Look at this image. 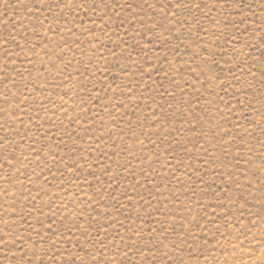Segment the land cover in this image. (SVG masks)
Returning a JSON list of instances; mask_svg holds the SVG:
<instances>
[{"label": "rangeland", "instance_id": "rangeland-1", "mask_svg": "<svg viewBox=\"0 0 264 264\" xmlns=\"http://www.w3.org/2000/svg\"><path fill=\"white\" fill-rule=\"evenodd\" d=\"M48 2L55 9V0ZM197 2L201 9L183 13L186 26L164 21L175 29L171 35L159 23L154 34L137 22L139 34L134 33L133 39L125 37L131 24L118 27L119 16L107 22V36L81 34L76 28L72 35L67 31L72 25L53 21L52 13H45L46 5L40 6L38 0H0V34L29 29L39 53V57L31 51L21 53L9 58L7 65L13 81L7 87L19 98L12 97L8 103L0 100V136L11 141L0 148V162L4 156L11 161L0 169V177H10L0 179V221H7L0 222V230L11 226L34 240L37 230L48 231L42 223L55 220L53 230L71 235L75 245V237L83 241V236L76 228L71 233L66 230L74 221L85 227V221H93L90 231L95 237L96 229L112 223L109 217H113L123 227L108 228L109 246H123L124 241L112 238L116 232L127 238L142 230L135 237L140 251L133 248L127 257L117 252L115 264H178L181 259L184 264H264V86L259 71L264 69V0H241L242 13L234 0H230L233 6H221L219 0ZM241 14L244 24L239 23ZM44 15L49 17L45 27L34 34L30 29ZM80 16L76 23L81 28L99 24L98 16ZM49 21H53L51 30ZM96 35L101 36L103 47L88 44ZM231 36L237 37L240 59L247 61L245 72L251 67L256 73L242 76L238 83L233 75L238 61L230 59L236 55ZM118 42L131 59L116 48ZM45 43L47 48L39 47ZM49 50L56 53L51 59L45 54ZM27 60L35 63H22ZM53 61L59 68L51 66ZM152 65L151 71H142ZM4 67L0 51V69ZM13 69L22 71L23 79ZM85 76L90 77L87 88L80 83ZM206 76L212 80L209 87ZM229 80L235 89L221 91ZM15 82L27 84L28 99L19 96ZM101 85L109 90L103 91ZM0 91H7L2 72ZM234 93L245 102L243 107ZM17 103L28 106L27 115L16 108ZM73 161L83 164V169L69 168ZM61 217H65L63 225ZM161 222L168 234L163 251L169 258L154 247L163 238L157 236ZM99 236L105 238L104 232ZM171 241L178 246L174 253ZM30 243L25 244L27 250ZM3 256L0 251V264H9Z\"/></svg>", "mask_w": 264, "mask_h": 264}, {"label": "snow or ice", "instance_id": "snow-or-ice-1", "mask_svg": "<svg viewBox=\"0 0 264 264\" xmlns=\"http://www.w3.org/2000/svg\"><path fill=\"white\" fill-rule=\"evenodd\" d=\"M7 0H5V3ZM221 6L223 4H229L230 6H233V4L230 2V0H219ZM38 3L40 6L46 5V7H43V11L45 13H52L53 21L58 20H64L66 23H70L72 25L71 28H68L67 31L71 33L72 35H75V33L72 32L73 28H76L78 31H81V34H89L93 35L97 32L103 33L105 36L108 35V29L109 24L108 21H112L113 17L119 16L121 17L120 23L118 27H122L125 23H129L132 25L131 29H125V37L132 36L133 39H135L134 33L139 34V28L137 27V22H139L140 25H143L149 32H153L155 34V29L157 23H159V27L161 29H164V31H167L169 35L172 34V32L175 31V29L168 28L164 21H168L169 23H172L173 21L180 24L181 27H184L187 25V18L183 16L184 12H188L189 14H192V9H201V3L197 2V0H137L136 4L133 3H127V0H125V3H120V0H55V9H59V11H55L52 4L48 2V0H38ZM204 7H207V4L203 5ZM234 6L240 10V12H243V9L241 8V0H234ZM30 10V9H29ZM66 10V11H65ZM83 14V16L87 17H94L98 16L99 24H97L96 27L93 28H81L77 25L76 21L80 20L82 17L80 14ZM150 13V14H149ZM127 16V19H125V15ZM71 16V19H65L67 17ZM48 15H44L42 20H39L38 26H33L30 31L35 33L39 32L40 28L45 27L44 21L48 20ZM49 21V29L51 30L52 22ZM148 21H151L149 24ZM93 24H96V19H93ZM214 23H219V21L213 20ZM5 24L7 21L4 22ZM240 24H244V17L241 14V19L239 21ZM236 23H233V27H236ZM29 29H25V31L17 33L16 35L13 34L11 30L7 32V34H0V51L3 52V57L5 60V67L3 69H0V72L3 73V79H4V85L7 91H0V100H2L4 103H8L10 98L17 97L16 93H12L11 89L8 88L9 83H13L11 80V77L8 75V63L10 62L9 58L11 57H18L21 53H27L28 51H31L34 55L39 57V53L36 51L37 45L32 42V40L29 37ZM57 35H59V31H57ZM17 36L20 37V39H17ZM111 38V37H109ZM159 35H157V39H159ZM177 39H180L179 35L176 37ZM119 40L123 41V43H127V39L124 37H119ZM237 41V37L231 36L230 41L233 43L232 51L236 53L235 57H230V59H235L238 61V63L234 66V79L238 83L241 81L242 76H252L255 77L256 73L253 72L252 68L249 67L247 71L245 72L244 64L247 63L245 60L240 59V53L235 48V42ZM262 43H264V36L261 37ZM23 42V43H22ZM77 45H79L80 40L79 38L75 41ZM99 43L101 47H103L102 38L99 35H96L94 39H89L88 44L94 45ZM151 43V41H150ZM68 44V40L64 41V45ZM64 45H60L61 50H63ZM116 48L120 49V53L125 54L128 59H131V54L127 53L126 49L121 46V43H116ZM248 47H251V45H247ZM39 47L41 48H47V44H41ZM179 48V45H177V49ZM13 49H18L19 51H13ZM96 52L99 51V49H95ZM175 51V49H173ZM207 51V49L205 50ZM46 55H49L50 59L52 56L56 55V53L52 50H49L45 53ZM112 55H117L115 51H112ZM264 55V53H262ZM101 59H104L103 57H100ZM123 58V57H122ZM159 58V57H158ZM64 57L60 56L59 60L63 61ZM167 59V57H165ZM223 59V57H221ZM91 60V58H90ZM35 63V61L27 60L22 61V63ZM213 64L219 65V61L212 60ZM79 63V62H78ZM133 63H137V61H133ZM171 63V61H169ZM53 68H59V65L53 61L52 65ZM70 66L69 64L65 65V71L67 70V67ZM155 65L150 66L147 69H143L142 71H151L152 67ZM87 68L88 66L85 65ZM46 71L49 69L45 68ZM97 71H99V67L96 68ZM126 71V69H124ZM190 71H194L193 69H189ZM13 71H17L18 75L23 79V72L19 71V69H13ZM27 71V69H25ZM240 72L241 75H235V72ZM260 80L262 83V86H264V69H260ZM77 72L79 75H83V73L79 72V69H77ZM63 73H58V75H62ZM29 75H31V72H29ZM56 77L54 76L53 79ZM90 79V77L85 76L84 81H81L85 88H87V82ZM207 80L206 87H209L212 85V80L210 77H205ZM219 79V77H217ZM174 82V81H173ZM19 96L24 97V99H28L27 96L24 94V89L27 88V84H23L22 86L19 84V82H15ZM251 85H249L250 87ZM97 86L95 84H92V88H96ZM236 84L233 83L232 80H229L227 84L223 86L221 91L227 92L228 88L235 89ZM101 89L103 91H108L109 89L107 87H104L101 85ZM170 95H175L174 93H169ZM215 95V92L212 93ZM95 96L98 98V102L100 99L99 97V91L95 93ZM234 98H236L237 104L241 107L244 106L245 102L240 100L238 96L234 93ZM222 99V97H221ZM23 101H21L22 103ZM229 108V111H232L233 106L231 104L227 105ZM27 105H25L24 108L20 107V103L16 104V108L19 111H24L27 115ZM40 107H44V105H40ZM6 111V109L4 110ZM239 111V109H237ZM23 123V121H21ZM39 126V125H38ZM231 130H226V133L230 135ZM135 135V133H133ZM10 139L8 137L0 136V148H4L6 143H10ZM142 143V141H140ZM63 143V141H61ZM16 157L13 155V159ZM5 163L8 165H11V161L8 160L7 156L3 157V162H0V169H3L5 167ZM71 169L74 168H80L83 169L84 165L80 164L76 161H73L71 165L68 166ZM261 170L264 171V167H261ZM63 175V173H61ZM0 179H10V177H0ZM222 192L227 195L226 189H221ZM112 196V199H115V195L110 194ZM141 200H143V197H140ZM145 203H150L149 201H144ZM52 207L51 205L49 206ZM67 207V205H65ZM119 207H123V205H119ZM119 207H117V211H119ZM56 213H52V217H55ZM61 224L63 225V220L65 217H61ZM109 219L112 220V223H109L108 225H101L100 228L96 229L97 236H92L90 229L92 228L93 221H85V223L88 224V227H85L84 224L78 223L76 221L73 222L72 227H67L66 230L68 233L72 232V228H76L78 232L81 233L83 236V241H87V244H84V242L80 239L79 236L75 237L76 243L73 245V237L71 235H65L64 232L57 228L53 230L52 224L55 223V220H52L51 223L44 225L42 223V227L47 228V232H41L36 231V239H32L31 235H28L25 237L22 235L19 231H13L12 227L9 226L6 230H0V251L4 253L3 259L8 261L9 264H115V255L117 252H122L124 257H127L128 251H131L133 248H136L137 251H140L139 242L136 241L135 237L140 235V231H133L132 235L125 238L124 236H120L119 232H116L113 234L112 238L118 237L121 241H124V244L122 247H117L116 245L109 246V240L108 237V228L115 227L116 224H120L121 227H123V223L116 218L109 217ZM3 223H7V221H0ZM96 223H99V221H95ZM25 224L27 225V221L25 220ZM31 227V225H28ZM66 227V226H65ZM197 227H199V224H197ZM25 231H27V228H25ZM103 231L105 234V238H101L99 236V233ZM151 232H155V229L150 230ZM157 236H162V239H157L155 241L154 247L156 249L161 250V255L165 258H169V253L167 251H163L164 248H167L168 245L165 244V240H168V234L167 230L164 227L163 222H161V230L159 233H157ZM31 242L29 244V249L27 250L25 248V244L28 242ZM173 247L171 251L173 253L175 252L176 248L178 247L175 241H171ZM183 243H187V241H183ZM73 247H75L77 250L73 251ZM94 249L95 252L92 250ZM105 249L107 251H110L113 253L112 257H108L106 255ZM151 251V249H149ZM83 253V254H81ZM103 257L104 259L101 260L100 258ZM178 264H184V261L181 259L179 260Z\"/></svg>", "mask_w": 264, "mask_h": 264}]
</instances>
